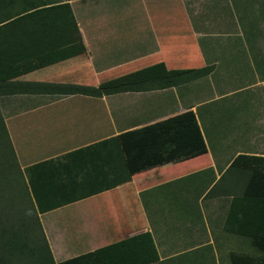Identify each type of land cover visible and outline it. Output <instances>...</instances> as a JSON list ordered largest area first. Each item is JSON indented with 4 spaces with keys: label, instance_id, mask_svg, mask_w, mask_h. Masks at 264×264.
Returning a JSON list of instances; mask_svg holds the SVG:
<instances>
[{
    "label": "crops",
    "instance_id": "obj_1",
    "mask_svg": "<svg viewBox=\"0 0 264 264\" xmlns=\"http://www.w3.org/2000/svg\"><path fill=\"white\" fill-rule=\"evenodd\" d=\"M228 1L219 0L209 21L208 12L200 10L204 2L196 0H59L56 4H71L84 48L59 53L21 78L94 85L91 79L100 86L159 70L206 66L207 56L219 55L220 38L228 41L225 47H238L237 4ZM190 6L193 10H187ZM107 8L119 16L102 23L96 14ZM254 48L257 59L251 64L220 71L215 61V75L178 86L102 97L25 95L26 118L32 121L26 125V179L30 167L45 162L51 181V170L63 168L62 187L54 192L60 195L53 198L75 196L77 187L93 192L39 212L58 264H78L88 257H96L93 264H105L101 250L123 241H129L125 264H264V254L248 236L226 228L232 195L246 184L243 169L264 170V40ZM237 51L226 56L242 57ZM188 111L195 113L201 138L188 142V135L169 153L154 154L136 176L131 171L132 180L97 191L103 175L92 173L89 181L84 171L71 181L64 174L68 163L82 158L75 152L85 150L88 159L96 155L101 164L108 162V145L90 147ZM97 119L106 121L103 127H96ZM47 199L39 201L43 208L52 203ZM53 212L60 213L46 223L44 216ZM144 234L154 246L147 254L137 240Z\"/></svg>",
    "mask_w": 264,
    "mask_h": 264
},
{
    "label": "trees",
    "instance_id": "obj_2",
    "mask_svg": "<svg viewBox=\"0 0 264 264\" xmlns=\"http://www.w3.org/2000/svg\"><path fill=\"white\" fill-rule=\"evenodd\" d=\"M58 1L0 0V99L11 95L102 97L127 91L149 90L152 86H178L206 77L208 79L215 71L216 63H211L200 68L159 70L141 78L117 79L100 86L22 79L27 69L38 68L42 62L54 58L59 53L84 48L71 4H56ZM255 3L256 0H237V15L243 26L252 25L255 21V27L259 15H251L250 11ZM254 8L259 10V7ZM252 28L251 26L249 29ZM188 135V142L201 138L193 111L164 122L127 131L120 135L121 140L113 137L91 146L92 150L99 145H108L105 151L110 153V160H103V165L98 156L90 155L92 160L83 153L85 150L77 151L74 154H82V158H75L76 160L68 163L64 174L67 173L71 181H76L81 172L85 171L86 178L92 181V173H98L103 175L105 180L97 191L112 188L132 180V165L136 172H139L140 166L150 164L151 156L156 153H169L176 146L186 143ZM45 164L41 162L30 167L29 180L26 179L25 183L14 149L11 148L7 125L0 108V264H58L43 230L39 212L93 193L80 191V187H77L73 193L75 196L71 193L59 201L58 198H53L60 195L54 192L58 193L62 187L59 176L63 173V168L51 170V181L45 176ZM85 167L87 168L84 170ZM243 171L247 177L246 184L243 190L239 188L240 191L232 195V209L226 228L248 236L255 248L264 254V170ZM5 189L10 199L4 193ZM42 196L52 200L47 208H43L39 203ZM7 199L14 203V209L7 207ZM147 235L137 238L143 241L142 251L145 254L154 251ZM127 242L129 241L115 243L102 249L104 263L125 264ZM94 259L96 257L84 258L79 260L78 264H93Z\"/></svg>",
    "mask_w": 264,
    "mask_h": 264
},
{
    "label": "rangeland",
    "instance_id": "obj_3",
    "mask_svg": "<svg viewBox=\"0 0 264 264\" xmlns=\"http://www.w3.org/2000/svg\"><path fill=\"white\" fill-rule=\"evenodd\" d=\"M169 1V0H168ZM173 1L174 0H170ZM179 1V0H177ZM187 0H184V3ZM212 1L214 3H212ZM245 2H247L248 0H244ZM183 2V1H182ZM197 3L200 2H204L202 4V7L200 8L203 9L201 10V12H204V9L206 12H208V19L210 21L211 18H213L214 16H211V14L209 12L213 14L217 13V9L220 5L219 0H196ZM230 3V6H233V3H237V0H229L228 1ZM179 7L182 6V9L184 8V4L183 3H179L178 5ZM187 7V5H186ZM254 7H260L259 10ZM254 7H251V15L253 14H257L259 15V17H257L256 19V23H257V27H254L255 21L252 23V25L247 24L245 26H243L240 23V28L238 30V37L236 38V40L238 42H236L238 44V47L236 48H231L228 44V48L225 47V45L228 43V41L225 39H219L218 43L219 45L221 44L222 46L220 47L219 51V55H215L213 56V58H209L208 57V63L211 64V59L213 61V63L216 61L218 62V67H220V71L221 68H229L231 66H234L235 64H241V65H248L251 64L252 60L254 59V61H256V56H252V54L256 53V49L254 48L258 42L262 43V41L264 40V28L261 25L262 23H264V0H256V3L254 4ZM238 8V7H237ZM237 8H235L233 10V16L237 15ZM193 10V8L190 6V8L188 7L187 10ZM263 9V11H262ZM93 13H95L96 11L92 10ZM224 11H227L224 10ZM255 11V12H254ZM253 13V14H252ZM117 11H112L110 10V8H107V10L105 12H100L98 14H96V17L98 18V20L102 19V23L104 21V19L106 18H110L111 16H119L117 15ZM228 18L232 17L230 14H225ZM191 17L194 20L199 19L200 21L202 19H204L201 16L198 17H194V15H191ZM100 18V19H99ZM205 21V19L203 20ZM208 21V22H209ZM80 23L83 25V27L85 29H87L86 23L83 20H80ZM261 23V24H260ZM253 27L252 29H249L250 27ZM228 29V28H226ZM249 29V30H248ZM245 32H248L247 34ZM212 44V41H211ZM232 45V44H231ZM252 50H250V48H252ZM210 48V47H209ZM82 50V49H81ZM211 52H213V49L210 48ZM238 50V55H242V57L239 58H233L235 56H226V54H230L229 52H233ZM227 52V53H226ZM255 63V62H254ZM217 67V69H218ZM220 73V72H218ZM110 75V74H109ZM109 75H107V77H109ZM110 78H107L106 80H109ZM90 83L97 85L96 84V80H91L90 79ZM95 107L97 108V105H95ZM98 107H102V105H98ZM0 108L2 111V114L5 118V122L7 125V129H8V134L10 136V144H11V148L14 149L15 152V156H16V160L17 163L19 164L22 173L24 175V180L26 183V125H29L32 123V121H30L31 119L26 118V108H28V106L26 105V96L25 95H11V96H6L0 99ZM102 112V111H100ZM95 122L96 127H103V125L106 123L105 120H100L97 119ZM111 123L110 121H107V123ZM112 127V126H111ZM98 128V129H99ZM41 155V153H40ZM136 168H134V165H132V170H133V174L134 176H136ZM138 173V172H137ZM7 189H5V194L6 196H8V193L6 192ZM9 198V196H8ZM10 199V198H9ZM9 199H7L6 201V205L9 209H14V203L12 201H9ZM15 207V206H14ZM73 207H69L66 208L67 209H71ZM60 212H53V213H49L47 215L44 216L45 222L48 223L50 219H53L54 217H56L57 215H59Z\"/></svg>",
    "mask_w": 264,
    "mask_h": 264
}]
</instances>
